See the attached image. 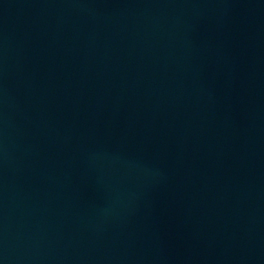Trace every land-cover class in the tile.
I'll use <instances>...</instances> for the list:
<instances>
[{
    "label": "water",
    "instance_id": "1",
    "mask_svg": "<svg viewBox=\"0 0 264 264\" xmlns=\"http://www.w3.org/2000/svg\"><path fill=\"white\" fill-rule=\"evenodd\" d=\"M0 264H264V0H0Z\"/></svg>",
    "mask_w": 264,
    "mask_h": 264
}]
</instances>
